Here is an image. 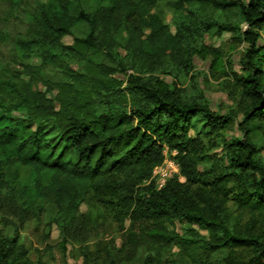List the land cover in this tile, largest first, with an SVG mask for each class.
I'll return each mask as SVG.
<instances>
[{
    "label": "trees",
    "instance_id": "1",
    "mask_svg": "<svg viewBox=\"0 0 264 264\" xmlns=\"http://www.w3.org/2000/svg\"><path fill=\"white\" fill-rule=\"evenodd\" d=\"M162 1L0 4V264H45L21 233L53 227L82 264H164L173 246L186 264H264V0H172L170 23ZM224 32L246 44L226 112L194 64L224 65L205 43ZM167 157L179 171L157 187ZM107 222L120 245H88Z\"/></svg>",
    "mask_w": 264,
    "mask_h": 264
},
{
    "label": "rangeland",
    "instance_id": "2",
    "mask_svg": "<svg viewBox=\"0 0 264 264\" xmlns=\"http://www.w3.org/2000/svg\"><path fill=\"white\" fill-rule=\"evenodd\" d=\"M0 4H4V0H0ZM156 10L161 13L165 18V21L170 23V16L173 10V1L172 0H163L160 2ZM171 29L174 30V27L171 26ZM2 33L0 31V37ZM65 43H70L72 41V36L66 35L63 37ZM205 43L214 47H217L221 53V60H223V66L212 65L213 56L209 55L206 59H200L198 57L194 58L195 70L197 73V88L199 91H202L203 95L209 101L212 108L226 112L231 108H235L237 105V98L234 96V88L232 81L233 72L238 71V60L241 55V52L246 45L245 43H236L233 39L232 34L229 32H224L222 34H212L206 35ZM227 81L231 83L228 84ZM194 87H190L192 92ZM226 135L237 134L236 128L234 125L227 128L224 132ZM217 151L219 149H216ZM167 160H172L166 158ZM170 169V166L166 162L162 165V169ZM183 180V177H180ZM82 209H85V206H81ZM175 230L181 232V225L176 222L174 226ZM39 233H43V226L40 225ZM9 229L3 227L2 222L0 221V235L9 233ZM206 234L205 230H202ZM26 245L31 243L41 251L40 258L45 264H82L83 259L79 255V244L78 243H66V250L63 251L60 246V237L58 230L53 227L48 239L44 243H38L36 235L32 233V229H26L21 233ZM121 234L117 231L116 226L110 222H107L104 227H99L88 233V238L86 243L93 247L96 242H108L113 240L114 243L119 246L121 243ZM49 247H45V245ZM32 259L37 258V254L31 250ZM224 254H217L209 258V261L212 264H217L216 261H219ZM143 258V252L137 255V261ZM164 264H186L185 256L178 246H173L169 251L166 252L164 256ZM209 262V263H210ZM192 264V263H189ZM194 264H205L204 261Z\"/></svg>",
    "mask_w": 264,
    "mask_h": 264
},
{
    "label": "built area",
    "instance_id": "3",
    "mask_svg": "<svg viewBox=\"0 0 264 264\" xmlns=\"http://www.w3.org/2000/svg\"><path fill=\"white\" fill-rule=\"evenodd\" d=\"M166 162L170 166V169H162V165ZM178 165L173 160L165 159L162 164L156 166L152 171V176L155 179V184L157 187H161L166 179L172 177L174 174L178 173Z\"/></svg>",
    "mask_w": 264,
    "mask_h": 264
}]
</instances>
